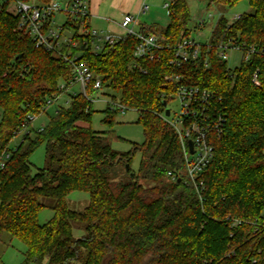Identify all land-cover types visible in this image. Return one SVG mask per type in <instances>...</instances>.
<instances>
[{
	"label": "trees",
	"instance_id": "obj_1",
	"mask_svg": "<svg viewBox=\"0 0 264 264\" xmlns=\"http://www.w3.org/2000/svg\"><path fill=\"white\" fill-rule=\"evenodd\" d=\"M189 1H172L166 28L153 25L143 31L159 35L172 50L192 38L198 26L191 27ZM243 1L251 11L232 22L222 15L212 30L211 47L202 48L200 60L180 67L171 64L174 52L167 50L159 53L160 60L141 61L146 73L136 69L134 36L103 53L86 49L80 40L75 51L83 52L82 59L102 82L100 91L91 88L89 94L102 93L139 113L145 142L124 154L113 148L121 110L108 104L103 112L108 131L98 132L93 102L83 94L68 95V107H60L43 130L31 127L13 147L29 116H40L45 101L73 73L71 64L37 49L30 36L18 31L17 17L3 14L0 162L6 153L10 157L0 170V239L8 233L24 243L22 264H254L253 258L264 264L258 253L264 249V0H208V7L233 9ZM227 43L246 47L234 70L219 56V45ZM251 47L259 53L246 59ZM256 73L260 87L253 82ZM169 75L211 91L225 119L222 134L212 135L214 157L202 177L203 201L194 188L179 182L183 149L165 117L173 98L163 87ZM41 145L46 146V166L34 173L31 156ZM138 151L142 158L135 174L131 167ZM121 172L127 178L118 181ZM74 192L90 196L82 212L67 204ZM45 209L54 215L41 224ZM234 219L244 223L235 226ZM74 226L85 235L74 238Z\"/></svg>",
	"mask_w": 264,
	"mask_h": 264
},
{
	"label": "built area",
	"instance_id": "obj_2",
	"mask_svg": "<svg viewBox=\"0 0 264 264\" xmlns=\"http://www.w3.org/2000/svg\"><path fill=\"white\" fill-rule=\"evenodd\" d=\"M142 9L146 13L149 6L144 4ZM63 13L68 16L67 22L65 25H57L55 16ZM3 14L13 15L19 19L18 31L30 36L37 49L53 53L72 65V78L68 82H61L58 85V93L45 101L41 115L46 113L49 107L63 100L65 95L83 94L91 102H94L95 99L92 94H89V90L91 88L94 92L101 90L102 82L100 79H96L95 73L88 62L82 59L83 52L75 51L81 39L86 49L91 48L95 53H103L108 48L114 47L123 38L134 36L138 40V45L134 52L133 66L144 73L146 71L142 68L141 61L160 60L159 53L172 50L170 46H165L160 42L161 37L157 34L143 30L135 32L132 25H135L137 20L133 15L124 17L122 27L126 34L123 36L103 34L92 28L90 25L89 0H70L67 6L61 5L59 2L37 5L34 2L22 0H0V18ZM239 18L240 15L236 16L235 20ZM214 19L213 14L197 19L198 29H204L208 22ZM209 40L200 42L193 38L185 39L172 50L174 56L171 58V64L180 67L186 63L200 60L202 48L204 46L211 47ZM245 48L229 43L221 44L218 47L219 56L227 62L228 51L237 50L244 54L246 52ZM258 53L259 51L255 47H251L248 50L246 59ZM253 82L257 87H260L258 73L254 75ZM76 85L80 86V91L79 93H72V89ZM163 87L172 91L171 96L175 97L179 104V110L175 115H172V111L169 109L170 116L165 115L176 131L183 149L184 171L181 173L179 180L184 185L194 188L203 201L206 186L202 177L214 157L212 135L220 136L222 134L225 119L219 110L218 100L211 91L199 86L186 85L182 83L181 76L177 75L165 77ZM109 104L114 109L121 110L122 114L130 110L119 102ZM38 117L36 115L29 116L23 128L18 131V136L28 134L30 128L33 127V122ZM189 142L193 143L192 150ZM9 157V153L3 155L0 170L5 168ZM169 176L173 180L177 177L172 172L169 173ZM230 219L228 218V220ZM233 223L237 226L244 222L234 219ZM255 226L256 231H258L260 225L256 223ZM258 253L264 255V249H260ZM252 261L254 264L258 263L256 258H253Z\"/></svg>",
	"mask_w": 264,
	"mask_h": 264
},
{
	"label": "rangeland",
	"instance_id": "obj_3",
	"mask_svg": "<svg viewBox=\"0 0 264 264\" xmlns=\"http://www.w3.org/2000/svg\"><path fill=\"white\" fill-rule=\"evenodd\" d=\"M157 7L158 12H161L163 16V23L159 24V27L166 28L165 25H169L170 19L168 17L169 8L164 9V4L168 3L170 6L173 0H154ZM31 2L40 4L41 0H32ZM149 4L153 9V5L149 1ZM190 10L192 13V24L191 27H197V19H202L209 14H213L215 16L214 20H210L207 26L199 30L196 28L195 32L192 35V38L198 40L200 42H206L210 39L212 30L215 25L218 23V20L222 15L226 16L231 22L236 19V16L242 15L243 13H248L251 11L250 6L246 1L239 3L233 9H224L222 6L214 4L208 7V0H190L189 1ZM156 10V11H157ZM165 19V21H164ZM169 21V23H168ZM58 25V24H57ZM98 31V30H97ZM100 32V31H99ZM244 54L241 51L230 50L228 51V60L227 66L230 70H234L240 67ZM80 86L76 85L72 89V93H79ZM92 97H94L93 102V110L95 111L93 117V128L98 132L108 131V127L103 125L104 115L103 112L107 109L109 103H111V99L108 96L103 95L102 93H96ZM68 96L65 95L63 100L59 101V103L52 105L48 108L46 113L40 115L33 122V129H43L45 126L49 124V122L56 116L57 111L60 107H68L67 104ZM172 111V115L179 110V104L177 99L174 97L170 99L167 110ZM139 113L134 110H129L125 114L121 112L118 114L116 118V122L114 125V131L116 138L113 141V148L124 154L133 151L135 145H143L145 142V133L142 125L138 123ZM23 137L19 136L15 142L13 143V147L16 144H19L22 141ZM142 154L140 151L136 152L133 163H132V172L138 173V169L140 166ZM31 163L33 172L36 173L40 169L45 168L46 166V146L41 145L31 156ZM123 169V168H122ZM121 176H116V180L120 181L121 179L127 178L126 173L121 172ZM131 173V175H133ZM44 201V200H43ZM46 203H51L47 202ZM90 203V196L85 192H74L67 198V204L70 209L76 212L84 211ZM54 215V212L51 209H45L41 212L39 216V221L41 224H46L49 222ZM85 235V232L79 229V226H74V238H81ZM26 246L24 243L17 239H12V237L8 233H4L2 238L0 239V264H22L25 259ZM44 264H47L44 263ZM82 264V263H78Z\"/></svg>",
	"mask_w": 264,
	"mask_h": 264
},
{
	"label": "crops",
	"instance_id": "obj_4",
	"mask_svg": "<svg viewBox=\"0 0 264 264\" xmlns=\"http://www.w3.org/2000/svg\"><path fill=\"white\" fill-rule=\"evenodd\" d=\"M149 1L155 9L152 10ZM41 2L36 4L44 5L59 2L61 5L67 6L70 0H41ZM144 4L149 6V10L146 13L142 9ZM167 5L168 7H166ZM157 7L154 0H89L90 25L103 34L123 36L126 34L122 27L124 17L133 15L137 22L132 25V28L135 32H139L153 25L165 24L163 23V16L161 12H158ZM167 8H169V4L165 3L164 9ZM67 19L68 16L64 13L55 16V21L60 26L65 25ZM167 26L168 24L165 25V27Z\"/></svg>",
	"mask_w": 264,
	"mask_h": 264
},
{
	"label": "water",
	"instance_id": "obj_5",
	"mask_svg": "<svg viewBox=\"0 0 264 264\" xmlns=\"http://www.w3.org/2000/svg\"><path fill=\"white\" fill-rule=\"evenodd\" d=\"M164 105H165V107H166V106H167V103L165 102ZM166 116H167V117L170 116V111H169V110L166 111ZM189 144H190V148H191V150H192V149H193V143H192V142H189ZM126 169H127V171L130 170L129 165L126 166ZM179 182H181V180H179Z\"/></svg>",
	"mask_w": 264,
	"mask_h": 264
}]
</instances>
